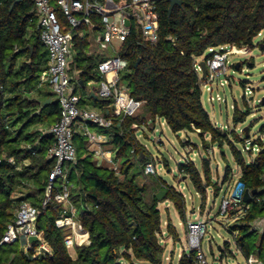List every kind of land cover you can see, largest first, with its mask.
I'll use <instances>...</instances> for the list:
<instances>
[{"label": "trees", "instance_id": "1", "mask_svg": "<svg viewBox=\"0 0 264 264\" xmlns=\"http://www.w3.org/2000/svg\"><path fill=\"white\" fill-rule=\"evenodd\" d=\"M15 1L0 0V239L14 218L15 208L31 199L41 209L38 228L44 231L53 253L33 259L24 252L11 259L1 258L0 264H126V261L164 264L160 200L157 194L147 199V186L138 183V173L131 174L137 162L145 171L146 164L153 159L141 143L138 131L151 124L154 128L156 121L163 119L175 133L195 131L203 138L209 134L219 145L226 140L232 143L229 132L218 128L204 107V79L195 64L199 57L210 56V47L252 48L255 37L264 29V0H183L171 13L169 0H161L157 43L145 37L132 21L131 34L119 50L129 63L128 69L120 74L119 86L125 87L131 97L143 101V105L135 115L115 118L110 127L97 125L98 131L109 137L103 145L114 153L115 160H121L120 174L98 164L81 131L74 136L78 160L71 167L67 182L75 185L71 200L90 234V243L76 245L75 255L66 244V230L56 226L58 204L51 201L42 206L54 167L48 156L55 142L50 128L59 119L60 103L52 90L47 96L55 99L47 104L34 95L41 92L38 82L40 73L48 66L47 50L40 38L33 0H20L12 7ZM58 15L69 27L59 10ZM94 20L99 21L96 17ZM99 24L96 32L102 30L103 25ZM83 29L88 31L87 26ZM91 34L88 31L83 36L78 33L74 36L75 56L70 65L79 71L76 91L90 81L103 80L97 67L108 54L88 53ZM259 44L264 49V39ZM102 100L109 102L113 111V99ZM244 101L247 103L246 98ZM248 114L249 109L241 111L235 106L234 122L244 121ZM246 138L238 140L245 143ZM254 143L260 145V151L250 161L234 143L233 153L241 169L240 180L246 188L257 189L260 194L264 190V141L259 138ZM10 157H14V163L8 161ZM230 170L229 167L226 178L230 177ZM179 171L190 178L197 191L205 193V186H212L215 195L220 194L221 187L213 181L208 161H204L201 169L194 161H186L179 165ZM59 180L54 181V192L61 188L56 186ZM30 183L35 192L16 195L20 187ZM160 189L166 191L165 200H172L186 221L183 193L170 185ZM250 202L243 204L246 207ZM263 211L264 206L254 200L247 213L230 227L238 231L235 239L246 258L255 253L264 259V231L252 229V223ZM167 232L179 239L172 223L168 224ZM252 234L260 235L254 243L247 239ZM177 264H195V250L184 251Z\"/></svg>", "mask_w": 264, "mask_h": 264}, {"label": "built area", "instance_id": "2", "mask_svg": "<svg viewBox=\"0 0 264 264\" xmlns=\"http://www.w3.org/2000/svg\"><path fill=\"white\" fill-rule=\"evenodd\" d=\"M159 1L161 0H122L120 2L117 0H33L40 38L48 54V66L39 77L38 88L48 85L60 103L59 119L50 128L55 142L49 148L48 156L54 161V167L49 176L50 181L42 200V206L46 207L51 201L58 204L60 212L55 223L58 228L66 230L65 240L69 248L90 243V234L81 223L78 209L71 200L70 186L72 184L67 182L70 169L78 160L74 136L81 129L88 142L96 146L91 149L95 156L110 162L113 169L120 174L114 153L102 148V143L109 138L108 135L92 133L87 125L94 123L101 127H110L115 118L135 115L142 107L143 101L131 97L125 87L119 86L120 74L126 71L129 66L128 60L119 54V50L131 34L132 21L137 23L145 37L152 43H157L160 29ZM58 10L63 14L69 27L60 20ZM95 17L99 21L94 20ZM126 19L130 20L129 25L126 24ZM99 23L103 27L101 31L96 32ZM84 26L88 27V31L92 33V39L101 50L112 52L110 55L108 54L107 58L101 60L97 67L103 77L98 90L99 96L104 99H113L114 109L109 115L83 107L80 104L81 97L76 91V86L80 81L79 71L74 69V80L70 74L74 36L76 33L83 36L88 32L84 31ZM262 31L259 35H262ZM250 48L249 46L238 47L236 45L210 47L208 51L210 56L203 58L207 63L208 70L205 77H202L200 62L197 61L195 69L204 79L203 87L211 93V101L215 100L212 95L213 83L225 86L230 82V78L227 76L232 66L230 56L248 53ZM88 53L91 54L93 51L89 50ZM253 92L251 87H245V96L253 94ZM216 97L219 101L227 102L220 95ZM235 106L232 105L233 109ZM134 127L138 126L135 124ZM218 128L227 131L230 127L220 125ZM240 130L242 133L247 131L246 129ZM246 137L245 150L258 153L260 145L254 143L249 134H246ZM8 161L14 163L15 159L10 157ZM145 173H157L154 159L146 164ZM58 179L62 180L61 188L54 192V181ZM246 189L239 175L236 183L228 185L225 190L220 213L231 215L239 212L241 217L246 214L250 208L249 205L245 207L243 204L246 202L244 201ZM221 190L223 191L224 187ZM249 190L251 191V189ZM254 200L264 206V190L260 194L254 195L252 201ZM40 214L41 209L32 202L26 200L20 203L14 218L8 223L0 239V248L5 244H13L24 238L27 245L24 252L31 258L39 259L52 254V249L45 240L44 231L38 228ZM252 229L262 233L264 217L257 218L252 223ZM187 230L189 248L195 250V264H211L201 245L207 232L206 222L201 219L189 220ZM78 232L84 235L81 241L78 239ZM30 237H37V240L31 241ZM246 259L248 264H264V259L255 253Z\"/></svg>", "mask_w": 264, "mask_h": 264}, {"label": "rangeland", "instance_id": "3", "mask_svg": "<svg viewBox=\"0 0 264 264\" xmlns=\"http://www.w3.org/2000/svg\"><path fill=\"white\" fill-rule=\"evenodd\" d=\"M263 39L264 30L262 35L255 37L254 46L249 49L248 53L230 56L232 66L227 75L230 82L225 86L216 82L213 83L214 101L210 100L211 93L203 87L204 107L209 112L213 123L218 127L220 125L230 127L227 131L232 143L226 140L222 145H219V143L212 141L209 134H204L203 138L195 131L182 130L175 133L163 119H158L154 128L151 124L149 127L138 131V137L154 159L157 170L156 174H146L142 165L134 160L137 163L131 169V174L138 173V183L147 186V199H151L153 194L161 191V186L166 185L173 186L185 197L186 221L182 220L174 202L170 199L165 200L166 194L159 203L163 219L164 264H177L182 253L190 250L187 223L189 220L199 219L207 224V232L201 241V245L211 264H248L235 239L238 231L230 229L241 217V214L235 212L231 215H224L220 213V207L225 190H227L228 185L236 183L241 170L233 153V143L243 152L247 161L257 155V153L250 154L245 150L244 140H238L245 138L247 134L242 133L240 129H248V134L252 140L261 138L264 141V104L261 102L264 97V49L259 44ZM91 43L93 53L102 52L109 55L112 53L110 50H101L94 40ZM250 61L253 62V65H250ZM92 84L97 87L100 85L99 82ZM246 86L253 89V94L245 96ZM217 95L225 98L227 102L219 101ZM244 96L247 103L244 101ZM232 105H236L241 111L249 109L250 114L246 116L244 121L236 124L233 119L234 109ZM87 126L92 133H100L97 125L88 124ZM88 147L93 149L96 146L88 142ZM189 160L194 161L199 169L203 166L204 161H208L213 181L222 189L224 187V190H220V194L217 196L215 195L216 189L212 186H205V193L197 191L190 178L179 171V165ZM103 164L113 168V165L108 161H103ZM117 167L120 170L121 160L117 161ZM229 167L231 168L229 171L231 175L226 178V171ZM56 186L61 187L60 180L56 182ZM73 187L75 185L70 186L71 191ZM18 193L19 191L16 195ZM252 204L253 201L249 203V206ZM14 212H16V208ZM259 217H264V211ZM169 223H172L177 229L178 240L167 232ZM259 237V234H252L247 239L254 243ZM26 247L24 238L13 244H5L0 248V259H11L20 255L24 253ZM75 247L69 248L73 255L76 254ZM125 263L130 264L127 261ZM136 263L142 264L140 261H136Z\"/></svg>", "mask_w": 264, "mask_h": 264}, {"label": "crops", "instance_id": "4", "mask_svg": "<svg viewBox=\"0 0 264 264\" xmlns=\"http://www.w3.org/2000/svg\"><path fill=\"white\" fill-rule=\"evenodd\" d=\"M93 46V45H92ZM92 46H90V50L92 51ZM48 56V54H47ZM73 57H74V50H73ZM204 56L202 57H199L197 59V61L201 62L203 60ZM45 71V69L40 73V75ZM70 74L73 76V80H74V67H72L70 65ZM93 82H99L98 80H93V81H90L85 87H79L78 88V91L77 93L80 95L81 97V105L83 107H87V108H90V109H93V110H96V111H99V112H107L109 114L112 113V109L110 107H112L111 104H109V102L107 101H104L102 100V98L99 96V86H94V84L91 85V83ZM100 84V82H99ZM91 85V86H89ZM51 92V88L48 86V85H44L42 88H41V92H35L34 95L39 98V99H48L50 98L51 101L55 98H51V97H48V93ZM50 101V102H51ZM88 124H91V123H88ZM81 131V129H80ZM79 131V132H80ZM104 143H102V148L107 150V151H110L108 149H106V147L103 145ZM96 159L98 160V164L102 165L103 164V161H107V160H102L101 158H97ZM238 180V178H237ZM31 185H27V187L25 188V186H22L19 188V193L18 195L19 196H25L27 194H29L30 192H33L34 191V187L32 186V183H30ZM234 183H232L233 185ZM35 192V191H34ZM39 194H37L38 196ZM41 197V196H39ZM43 198V196L41 197ZM31 202V199L28 200Z\"/></svg>", "mask_w": 264, "mask_h": 264}, {"label": "water", "instance_id": "5", "mask_svg": "<svg viewBox=\"0 0 264 264\" xmlns=\"http://www.w3.org/2000/svg\"><path fill=\"white\" fill-rule=\"evenodd\" d=\"M18 1H20V0H16L13 4H12V7L14 6V4L16 3V2H18ZM169 2H170V5H169V13H171V11H172V9H173V7L175 6V5H182L183 4V0H169ZM11 7V8H12ZM126 24L127 25H129L130 24V20L129 19H126ZM261 47H263V46H261ZM136 65H137V63H136ZM200 66H201V69H202V77H205L206 75H207V72H208V70H207V63H206V61H205V59H203L201 62H200ZM51 101V99L50 98H48V99H46L45 101H44V104H47V103H49ZM262 103L264 104V97H263V99H262ZM247 130V135H248V129H246ZM140 160H141V158H140ZM165 191H163V190H161V191H159L158 193H157V198L159 199V200H161V199H163L164 197H165ZM257 194V189H252L251 191L247 188L246 189V191H245V194H244V201H246V202H248V201H252L253 200V198H254V195H256ZM30 240L31 241H36L37 240V237H30Z\"/></svg>", "mask_w": 264, "mask_h": 264}, {"label": "bare ground", "instance_id": "6", "mask_svg": "<svg viewBox=\"0 0 264 264\" xmlns=\"http://www.w3.org/2000/svg\"><path fill=\"white\" fill-rule=\"evenodd\" d=\"M83 237H84V235L81 234L80 232H78V239H79V241H81L83 239Z\"/></svg>", "mask_w": 264, "mask_h": 264}]
</instances>
